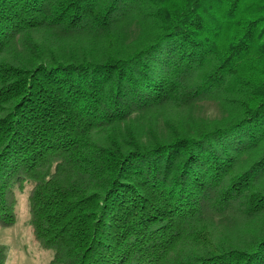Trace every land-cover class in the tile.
Here are the masks:
<instances>
[{
    "label": "trees",
    "instance_id": "trees-1",
    "mask_svg": "<svg viewBox=\"0 0 264 264\" xmlns=\"http://www.w3.org/2000/svg\"><path fill=\"white\" fill-rule=\"evenodd\" d=\"M26 182L52 264H264V0H0V227Z\"/></svg>",
    "mask_w": 264,
    "mask_h": 264
},
{
    "label": "rangeland",
    "instance_id": "rangeland-1",
    "mask_svg": "<svg viewBox=\"0 0 264 264\" xmlns=\"http://www.w3.org/2000/svg\"><path fill=\"white\" fill-rule=\"evenodd\" d=\"M136 31L135 26H133L132 31H130V38L137 35ZM224 115L225 110L215 101L201 102L193 113L196 119L208 120L221 119ZM31 187L32 185L26 182L23 189H16V223L11 227H0V244L5 245L7 249L6 264H52L53 251L38 245L29 223L28 194ZM230 238L242 239V233L232 234Z\"/></svg>",
    "mask_w": 264,
    "mask_h": 264
}]
</instances>
